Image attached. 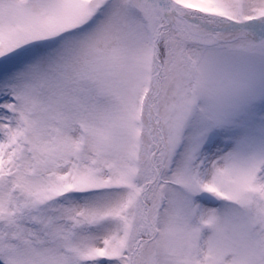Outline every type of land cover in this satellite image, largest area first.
<instances>
[{
	"label": "snow or ice",
	"instance_id": "obj_1",
	"mask_svg": "<svg viewBox=\"0 0 264 264\" xmlns=\"http://www.w3.org/2000/svg\"><path fill=\"white\" fill-rule=\"evenodd\" d=\"M0 264H264V0H0Z\"/></svg>",
	"mask_w": 264,
	"mask_h": 264
}]
</instances>
